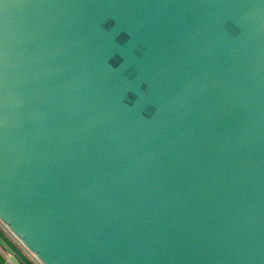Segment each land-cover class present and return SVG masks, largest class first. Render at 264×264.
Segmentation results:
<instances>
[{"label": "water", "instance_id": "water-1", "mask_svg": "<svg viewBox=\"0 0 264 264\" xmlns=\"http://www.w3.org/2000/svg\"><path fill=\"white\" fill-rule=\"evenodd\" d=\"M0 264H264V0H0Z\"/></svg>", "mask_w": 264, "mask_h": 264}, {"label": "snow or ice", "instance_id": "snow-or-ice-1", "mask_svg": "<svg viewBox=\"0 0 264 264\" xmlns=\"http://www.w3.org/2000/svg\"><path fill=\"white\" fill-rule=\"evenodd\" d=\"M118 40L119 38H117L116 45H114L112 54L110 56V62L114 64H120L122 60L119 49H118Z\"/></svg>", "mask_w": 264, "mask_h": 264}]
</instances>
